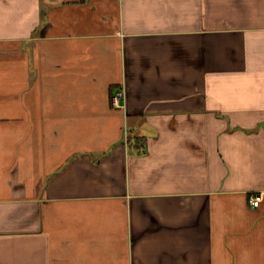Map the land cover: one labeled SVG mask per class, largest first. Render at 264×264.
<instances>
[{
    "label": "crops",
    "instance_id": "1",
    "mask_svg": "<svg viewBox=\"0 0 264 264\" xmlns=\"http://www.w3.org/2000/svg\"><path fill=\"white\" fill-rule=\"evenodd\" d=\"M0 264H264V0H0Z\"/></svg>",
    "mask_w": 264,
    "mask_h": 264
},
{
    "label": "built area",
    "instance_id": "2",
    "mask_svg": "<svg viewBox=\"0 0 264 264\" xmlns=\"http://www.w3.org/2000/svg\"><path fill=\"white\" fill-rule=\"evenodd\" d=\"M122 92H118L113 99V102L116 106L120 105V100L123 98ZM261 197L259 195H252L251 198L249 199L250 206L252 208H257L260 205Z\"/></svg>",
    "mask_w": 264,
    "mask_h": 264
}]
</instances>
